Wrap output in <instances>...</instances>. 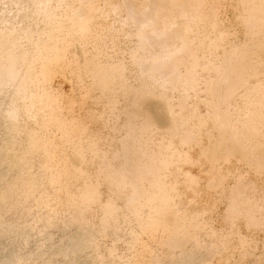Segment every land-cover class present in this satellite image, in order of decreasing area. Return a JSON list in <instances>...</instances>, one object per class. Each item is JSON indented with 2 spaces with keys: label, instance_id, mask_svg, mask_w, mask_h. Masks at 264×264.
Returning <instances> with one entry per match:
<instances>
[{
  "label": "rangeland",
  "instance_id": "rangeland-1",
  "mask_svg": "<svg viewBox=\"0 0 264 264\" xmlns=\"http://www.w3.org/2000/svg\"><path fill=\"white\" fill-rule=\"evenodd\" d=\"M0 264H264V0H0Z\"/></svg>",
  "mask_w": 264,
  "mask_h": 264
},
{
  "label": "bare ground",
  "instance_id": "bare-ground-1",
  "mask_svg": "<svg viewBox=\"0 0 264 264\" xmlns=\"http://www.w3.org/2000/svg\"><path fill=\"white\" fill-rule=\"evenodd\" d=\"M26 15V14H25ZM21 16H23L24 17V15H21ZM21 16H20V18H21ZM27 16H29V15H27ZM27 16L25 17V20L27 19ZM22 19V18H21ZM24 19V18H23ZM25 20H23L24 22H25ZM27 22H28V20H27ZM152 106V105H151ZM153 107V106H152ZM154 108V107H153ZM154 113H155V111H153ZM156 114V113H155ZM161 123H163V122H165V120L163 121V120H159ZM255 122V121H254Z\"/></svg>",
  "mask_w": 264,
  "mask_h": 264
}]
</instances>
